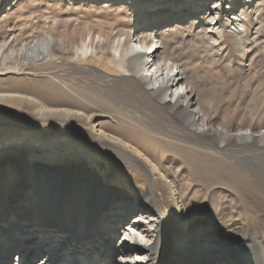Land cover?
Instances as JSON below:
<instances>
[{
	"label": "bare ground",
	"instance_id": "1",
	"mask_svg": "<svg viewBox=\"0 0 264 264\" xmlns=\"http://www.w3.org/2000/svg\"><path fill=\"white\" fill-rule=\"evenodd\" d=\"M103 1L105 16L49 35L41 58L18 63L0 51V109L44 127L0 128V157L19 154L20 170L66 168L94 187L92 201L77 204L76 194L77 205L60 213L45 196L37 205L43 187L34 181L24 204L0 201V264H264V175L226 148L232 139L240 151L262 152L264 130L223 126L216 99L166 58L165 41L197 20L239 41L261 0ZM116 9L122 14L107 20ZM81 157L82 167L66 166ZM16 175L0 162V197ZM221 194L232 202L220 203Z\"/></svg>",
	"mask_w": 264,
	"mask_h": 264
},
{
	"label": "rangeland",
	"instance_id": "2",
	"mask_svg": "<svg viewBox=\"0 0 264 264\" xmlns=\"http://www.w3.org/2000/svg\"><path fill=\"white\" fill-rule=\"evenodd\" d=\"M19 1L22 3H20V8L14 11L15 13L9 14L8 10L11 11L13 5L18 4ZM90 1L0 0V51L5 52L4 55L11 58L12 61L20 60L18 63H21L28 55L38 54V57H34V59L41 58L42 46L49 35L51 39H59L63 33H71L73 28H84L88 23H95L99 16H105L104 7L103 9L101 7L105 2L103 0L96 1V3ZM261 2L258 10L254 13L248 12L243 23L244 28L240 27L241 30H244L239 41L232 39V34L227 28L224 29L221 36L212 32L210 30L212 24L206 20L190 21L189 26L184 30L167 34L165 38L171 48V52L166 54V58L170 62L175 60L181 62L185 67V73L192 80L197 91H204L216 99L220 123L223 126L230 125L250 132L264 130V0ZM163 5L169 7L168 3ZM164 11L165 9H161V12ZM118 12L122 14V11L118 9L107 14L110 17L107 20H112V15H117ZM188 12V10H183L177 14L178 19L182 20L186 14H189ZM167 14L174 15L175 13L170 10ZM149 16V12L145 14L146 19ZM155 16L159 17L161 14L156 12ZM138 25L139 23L133 24L135 27ZM199 27H202L203 30ZM19 51L23 52L21 58L16 55ZM23 56L25 57L23 58ZM19 116V113L11 110L0 109V128L24 126L27 128L25 131L29 132L38 127L44 128L33 120L20 122ZM221 140L217 142H221ZM224 144H227V141ZM228 144L226 148H235L234 151L232 150L235 152L233 155L236 156L242 167L245 165V169L248 171L252 170L264 175V151L260 152L257 147L240 151L235 147V142L232 139ZM55 152L58 155L65 153L62 148ZM66 155L71 156L67 152ZM0 160L5 172L12 170L17 173L15 179L9 182L5 196L0 197V201H4V203L13 204L17 201L24 204L30 181L40 183L42 185L40 187H43L40 190L41 193L37 192L34 195L37 205L39 206V196H45L47 197L45 205L51 207L53 213L55 210L60 213L63 209H73L77 202L76 194L81 199L77 204L81 201L84 206L88 201H92L90 195L93 186L88 189L89 185L82 175L69 174V171L65 172L66 168L62 173H59L58 169L57 172L54 171V168V170L51 169L56 174L44 170H20L23 167H16L22 166L19 154L12 152L5 153L3 157H0ZM71 164L73 167H82L85 162L81 157L76 161L72 160L66 166ZM67 179H73L74 182ZM73 190L77 192L73 194ZM0 193L3 192L0 191ZM226 193L228 194V192ZM225 194L220 195V203L230 201ZM49 215L39 214V218H48ZM50 217L52 216L50 215ZM208 225L212 226L211 220ZM217 227L221 229L220 232L228 240H233V234L227 232L228 228L218 225ZM16 251L18 250L12 253L13 258L17 256Z\"/></svg>",
	"mask_w": 264,
	"mask_h": 264
}]
</instances>
